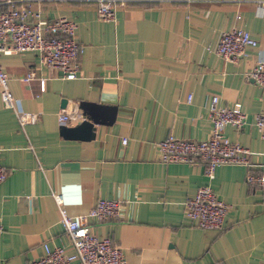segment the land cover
Segmentation results:
<instances>
[{
	"label": "crops",
	"instance_id": "crops-1",
	"mask_svg": "<svg viewBox=\"0 0 264 264\" xmlns=\"http://www.w3.org/2000/svg\"><path fill=\"white\" fill-rule=\"evenodd\" d=\"M260 1L127 0L114 21L100 18L98 0L20 4L48 20H74L84 53L76 79L35 53L0 57L20 109L39 115L22 128L0 89V161L8 172L0 184V264H29L46 244L74 251L56 193L71 216L89 213L100 199H122V216L88 222L99 237L113 239L128 264H264V187L247 180L264 176V139L253 123L264 110V88L246 77L264 59ZM235 27L258 46L231 63L217 47ZM30 72L37 79L23 81ZM213 96L223 105L239 103L248 115L246 128L229 125L225 134L250 149L251 163L222 165L210 179L202 164L161 162L158 144L170 135L210 137ZM82 102L106 109L92 139H70L59 113L82 110ZM207 184L231 206L222 230L201 229L185 213L186 201Z\"/></svg>",
	"mask_w": 264,
	"mask_h": 264
},
{
	"label": "built area",
	"instance_id": "built-area-1",
	"mask_svg": "<svg viewBox=\"0 0 264 264\" xmlns=\"http://www.w3.org/2000/svg\"><path fill=\"white\" fill-rule=\"evenodd\" d=\"M25 0H0V57L1 55L35 53L41 63L62 72L66 79H76L80 70L79 59L84 46L77 39L78 24L67 17L56 20L43 18L41 11L33 12ZM264 7V0L260 1ZM100 18L114 21L118 6L127 0H98ZM241 19V16L238 17ZM258 46V41L243 27H235L222 34L217 53L225 61L235 63L246 57L250 47ZM246 77L264 88V59L246 73ZM37 79L30 72L23 81ZM41 90L46 89V80L40 79ZM0 89L4 105L12 109L25 128L37 123L39 115L20 109L10 89V76L0 63ZM192 95L189 101L192 100ZM213 130L206 140L195 141L170 135L158 144L159 160L163 163L202 164L206 176L215 178L216 170L222 165H249L253 153L247 147L232 142L225 134L231 125L241 131L249 124L248 115L239 103L223 105L219 96H213L208 104ZM85 119L80 109H63L59 120L67 125ZM254 125L264 139V110L254 116ZM127 140L124 139V144ZM8 177L6 168L0 161V184ZM248 183L264 187V176L249 174ZM54 198L61 213V224L71 240L73 252L65 246L45 245V253L29 264H128L123 250L113 239L101 238L89 224L90 219L107 220L122 216V199H100L96 207L87 214L71 216L65 207L63 195L56 193ZM230 204L220 198L209 184L202 185L195 196L185 203L186 216L201 229L222 230L225 227ZM5 226L0 217V234ZM220 264V263H218Z\"/></svg>",
	"mask_w": 264,
	"mask_h": 264
},
{
	"label": "water",
	"instance_id": "water-1",
	"mask_svg": "<svg viewBox=\"0 0 264 264\" xmlns=\"http://www.w3.org/2000/svg\"><path fill=\"white\" fill-rule=\"evenodd\" d=\"M80 108L83 111L85 119L76 127H68L62 125L64 135L70 139H92L94 137L95 124L99 123V113L106 109L104 106L92 104L89 102H82ZM116 113V109H113ZM114 120V117L112 118Z\"/></svg>",
	"mask_w": 264,
	"mask_h": 264
}]
</instances>
